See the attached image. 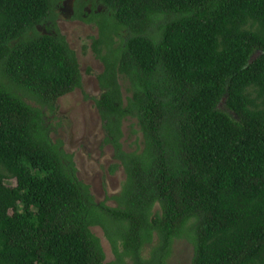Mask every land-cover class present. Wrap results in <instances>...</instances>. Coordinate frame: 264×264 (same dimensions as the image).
Returning a JSON list of instances; mask_svg holds the SVG:
<instances>
[{
  "label": "trees",
  "instance_id": "obj_1",
  "mask_svg": "<svg viewBox=\"0 0 264 264\" xmlns=\"http://www.w3.org/2000/svg\"><path fill=\"white\" fill-rule=\"evenodd\" d=\"M54 1L0 0V264H103L94 226L113 264H167L179 238L192 264H264V0H77L98 30L95 107L110 171L125 173L116 206L44 121L81 88L65 37L36 29ZM129 119L140 143L125 150Z\"/></svg>",
  "mask_w": 264,
  "mask_h": 264
},
{
  "label": "rangeland",
  "instance_id": "obj_2",
  "mask_svg": "<svg viewBox=\"0 0 264 264\" xmlns=\"http://www.w3.org/2000/svg\"><path fill=\"white\" fill-rule=\"evenodd\" d=\"M58 30L76 52L80 65L81 88L59 97L55 112H47L44 121L52 141L60 140L64 151L72 155L77 178L89 186L95 200L116 206L112 196L119 193L125 173L120 165L113 172L110 171V167L118 161L111 144L105 141L106 133L95 107V99L101 94L97 74L103 69V64L91 49L92 39L96 38L98 30L92 24L77 20H62ZM137 130L133 119L123 121L121 143L125 150L134 149L140 143V133L135 134ZM6 183L14 186L15 180L9 179ZM154 209H158V206ZM91 230L100 239L104 249L103 264H113L115 256L103 230L99 226L91 227ZM153 242H156V237ZM150 247H144V258L149 257ZM192 256L191 243L179 238L173 242L167 264H192ZM128 263L131 264V261L128 260Z\"/></svg>",
  "mask_w": 264,
  "mask_h": 264
},
{
  "label": "flooded vegetation",
  "instance_id": "obj_3",
  "mask_svg": "<svg viewBox=\"0 0 264 264\" xmlns=\"http://www.w3.org/2000/svg\"><path fill=\"white\" fill-rule=\"evenodd\" d=\"M79 3L80 1L77 2V0H55L53 5L51 2V7L53 6L54 11L53 14L45 16L42 22L36 25V29L43 34L56 35L58 33L63 36L64 34L58 30V25L62 20L84 22L75 17V8ZM84 10H89V6L84 7ZM53 15L54 17L52 18Z\"/></svg>",
  "mask_w": 264,
  "mask_h": 264
},
{
  "label": "clouds",
  "instance_id": "obj_4",
  "mask_svg": "<svg viewBox=\"0 0 264 264\" xmlns=\"http://www.w3.org/2000/svg\"><path fill=\"white\" fill-rule=\"evenodd\" d=\"M52 4L54 5V2H52ZM52 11H53V6H52ZM54 12V11H53ZM53 12L51 14H53ZM54 16V15H53ZM99 86V85H98Z\"/></svg>",
  "mask_w": 264,
  "mask_h": 264
}]
</instances>
